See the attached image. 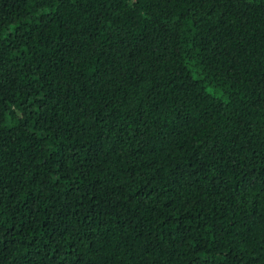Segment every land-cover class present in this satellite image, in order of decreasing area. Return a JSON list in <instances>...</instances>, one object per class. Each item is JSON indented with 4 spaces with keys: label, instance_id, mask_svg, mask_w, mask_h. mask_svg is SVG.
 I'll return each instance as SVG.
<instances>
[{
    "label": "trees",
    "instance_id": "16d2710c",
    "mask_svg": "<svg viewBox=\"0 0 264 264\" xmlns=\"http://www.w3.org/2000/svg\"><path fill=\"white\" fill-rule=\"evenodd\" d=\"M0 264H264V0H0Z\"/></svg>",
    "mask_w": 264,
    "mask_h": 264
}]
</instances>
